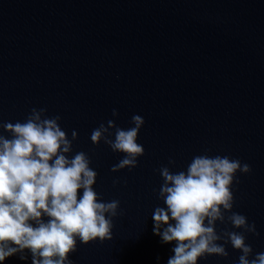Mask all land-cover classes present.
Listing matches in <instances>:
<instances>
[{"label":"water","instance_id":"1","mask_svg":"<svg viewBox=\"0 0 264 264\" xmlns=\"http://www.w3.org/2000/svg\"><path fill=\"white\" fill-rule=\"evenodd\" d=\"M32 108L59 115L69 139L77 131L71 155L87 153L94 190L120 202L113 239L77 240L72 264H167L174 242L153 231L154 209L166 208L157 170L186 171L202 154L251 166L237 174L233 211L255 223L247 243L264 252V0H0V123ZM133 115L145 120V155L113 173L124 154L94 145L92 130L110 119L127 129ZM226 229L237 231L217 222ZM226 248L229 258L198 264H237L241 253ZM24 255L0 264H32Z\"/></svg>","mask_w":264,"mask_h":264},{"label":"clouds","instance_id":"2","mask_svg":"<svg viewBox=\"0 0 264 264\" xmlns=\"http://www.w3.org/2000/svg\"><path fill=\"white\" fill-rule=\"evenodd\" d=\"M119 115L112 110L113 117ZM60 121L59 115L49 117L46 108H32L23 122L0 123V130L11 137L0 132V262L17 254L26 260L29 250L32 264H72L69 257L77 251V240L88 245L113 239L111 218L122 214L120 202H105L94 190L98 173L87 153L71 155L79 136L72 130L69 139ZM131 125L121 128L110 119L92 130L94 145L103 142L124 154L112 166L113 173L138 167L145 155L137 142L145 120L133 115ZM175 164L170 158L168 165ZM157 171L163 180L157 196L166 208L154 209L153 231L162 244L174 242L167 264H198L210 256L227 259L229 244L241 253L237 264H264V252L254 253L247 243L248 234L260 235L255 223L233 211L232 188L238 173H251L249 164L202 154L192 158L186 171L173 172L169 166ZM43 216L49 217L47 222ZM217 222L237 231L218 233Z\"/></svg>","mask_w":264,"mask_h":264}]
</instances>
